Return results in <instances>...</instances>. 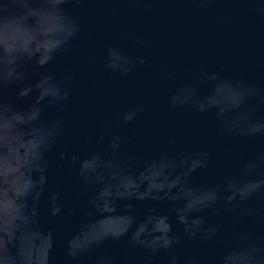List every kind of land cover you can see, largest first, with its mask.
Returning <instances> with one entry per match:
<instances>
[{
	"label": "water",
	"instance_id": "1",
	"mask_svg": "<svg viewBox=\"0 0 264 264\" xmlns=\"http://www.w3.org/2000/svg\"><path fill=\"white\" fill-rule=\"evenodd\" d=\"M68 7L81 32L68 51L55 53L46 67L55 79L42 85L55 91L60 80L70 88L66 109L49 108L21 125L44 71L35 61L24 65V83L5 92L12 110H4L11 131L0 134V264H70V244L97 237L103 243L79 264L101 257L145 264V248L169 232L181 236V264H220L228 254L230 264H248V245L235 237L264 242V209L239 218L222 199L219 211L195 209L208 190L229 179L244 183L242 160L264 152V137L241 135L248 105L235 83L264 87V14L257 11L264 0H84ZM11 31L12 39H34L19 23ZM58 42L52 35L34 51L42 58ZM201 70L218 75L194 81ZM30 86V95L17 97ZM136 105L145 111L125 123L123 114ZM57 116L64 134L49 148L47 123ZM253 117L264 118V109ZM203 152L207 168L200 167ZM213 225L220 232L211 241L183 235L186 226L199 232ZM134 239L143 247H132ZM151 264H169V257L159 253Z\"/></svg>",
	"mask_w": 264,
	"mask_h": 264
},
{
	"label": "clouds",
	"instance_id": "2",
	"mask_svg": "<svg viewBox=\"0 0 264 264\" xmlns=\"http://www.w3.org/2000/svg\"><path fill=\"white\" fill-rule=\"evenodd\" d=\"M84 0H0V134H6L11 131L9 121L4 114V110L11 112L12 105L6 99L5 92L9 87H19L27 79L23 67L27 62L35 61L37 70H44L41 77L36 81L35 89L38 95L34 101L25 110V120L20 123H30L39 119L43 113L49 108H56L63 111L67 107V102L71 97V89L63 86V82L56 80L57 88L55 91L49 88H43L42 85L53 81L55 78L52 74L46 71L47 64L54 58L55 53L60 51H68L72 41L75 40L81 32V23L78 16L74 15L68 7L69 5H79ZM264 14V7L257 10ZM115 14V13H113ZM14 23H19L21 28L32 35L34 39L31 43L24 40L12 39V26ZM55 28L53 33L51 29ZM55 35L59 41L55 47H47L46 54L41 58L34 51L37 42H43L46 39ZM143 63V60H141ZM130 69L125 70V75ZM218 73H208L201 70L194 76V81L204 77L215 78ZM171 79V75H169ZM238 95L241 104H247L248 110L241 114L239 120L243 122L242 126L245 129L241 135L245 136H261L264 137V118L255 119L253 113L257 110L264 109V87L249 83L245 80H237ZM32 87L20 88L17 92V97L22 99L26 95H30ZM47 101V103H45ZM205 109L202 106L197 107V111L203 112ZM145 108L143 105H136L129 113L123 114L125 123L134 119L136 115L143 113ZM121 116L117 117L120 120ZM48 147L55 148L57 140L64 134L65 123L62 117L57 116L47 123ZM231 134V129H227ZM103 140V136L99 138ZM121 143L119 136H114L111 141V147L118 149ZM170 144H174L175 140L170 139ZM67 153H61V159H64ZM202 168H207L209 153L203 152L200 154ZM76 157L71 158L74 163ZM264 152H260L251 159H243L241 162V174L248 177L242 183L237 184L232 180H227L222 187L210 189L209 195L198 205L196 211L204 209H212L219 211L215 206L221 199L226 205H229L231 211L236 213L239 218L255 216L261 209H264V204L260 209L248 207L247 203L251 200L264 201ZM227 193L221 196V192ZM181 223H186L183 219ZM202 224L203 221H200ZM220 232L218 226H208L202 228L201 231H192L187 226L184 228V237L187 239H198L202 242L213 240ZM104 237L94 238L88 245L70 244L67 258L70 264H79L81 258L89 256L92 248L103 243ZM235 239L244 241L248 247L245 249V256L248 264H264V242L257 241L248 233H237ZM181 243V236H173L171 232L163 240L162 243L145 248L147 257L145 264H151L152 258L159 253L167 254L169 264H181L179 257L176 255V248ZM132 247H143L142 243L133 240ZM230 255V254H228ZM228 255L222 259L220 264H230ZM96 264H113L109 257H101L96 261ZM184 264H199L198 259H190Z\"/></svg>",
	"mask_w": 264,
	"mask_h": 264
}]
</instances>
